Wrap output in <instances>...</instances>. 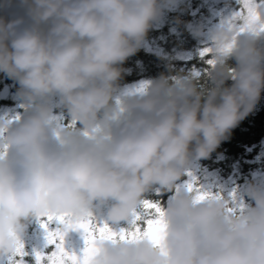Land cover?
<instances>
[{
    "label": "clouds",
    "instance_id": "1",
    "mask_svg": "<svg viewBox=\"0 0 264 264\" xmlns=\"http://www.w3.org/2000/svg\"><path fill=\"white\" fill-rule=\"evenodd\" d=\"M237 2L207 30L175 17L203 71L158 52L167 72L131 85L125 62L181 0L0 2V73L20 109L0 115V264H27L33 221L53 246L35 264H264V174L226 191L197 173L264 93V0ZM104 225L117 236L96 235Z\"/></svg>",
    "mask_w": 264,
    "mask_h": 264
},
{
    "label": "trees",
    "instance_id": "2",
    "mask_svg": "<svg viewBox=\"0 0 264 264\" xmlns=\"http://www.w3.org/2000/svg\"><path fill=\"white\" fill-rule=\"evenodd\" d=\"M212 6L213 3L205 0H181L178 7L168 11L163 22L149 31L146 46L125 62L124 67L129 71L125 74L123 82L131 85L166 73L167 60L161 59L158 52L170 59L176 69L188 72L195 68L203 71L207 65L198 55L199 49L203 46L201 40L194 37L184 24L177 25L175 17L179 16L185 23L200 24L201 20L208 17ZM8 12L10 16L12 13L21 14V10L15 8L9 9ZM5 87L16 92L17 85L0 73V91ZM5 103H10V101L1 98L0 105ZM263 144L264 93L255 111L232 130L230 138L223 141L216 152L199 162L198 170L200 173L203 171L219 172L224 177L250 176L252 172L264 171ZM170 195L171 193H150L149 198L166 203ZM121 226H124L123 222ZM26 261L27 264H35V260L29 255Z\"/></svg>",
    "mask_w": 264,
    "mask_h": 264
},
{
    "label": "rangeland",
    "instance_id": "3",
    "mask_svg": "<svg viewBox=\"0 0 264 264\" xmlns=\"http://www.w3.org/2000/svg\"><path fill=\"white\" fill-rule=\"evenodd\" d=\"M206 2L213 3V6L209 9V15L204 20H201V23L204 26V29L212 27L214 24L218 23L219 20L227 15L230 11L235 10L239 5L237 0H205ZM218 4V5H217ZM6 91V95H2V92ZM5 98V100H9L10 103H5L0 105V115H3L5 112H13L19 111V106L17 103L16 92H12L10 88L5 87L0 91V99ZM262 154L264 155V144ZM198 177L200 179H207L208 181H214L216 185L224 186L225 190H231L232 188H236L239 186H243L248 180H251L254 174H264V171H255L252 172L250 176L248 175H237L224 177L221 173L215 172L211 173L209 171L199 172L197 170ZM49 227H55V224H50ZM26 247L25 250L29 253V257L34 259L33 250H41L48 252L51 251L53 246L49 245L45 247V231L40 226L39 221H33L32 224L29 225L27 230ZM69 245L79 249L82 246V239L80 238L78 233H70L68 238ZM26 257V256H25ZM24 257V258H25ZM28 257V255H27Z\"/></svg>",
    "mask_w": 264,
    "mask_h": 264
},
{
    "label": "snow or ice",
    "instance_id": "4",
    "mask_svg": "<svg viewBox=\"0 0 264 264\" xmlns=\"http://www.w3.org/2000/svg\"><path fill=\"white\" fill-rule=\"evenodd\" d=\"M244 2H245V5H247L248 0H244ZM189 187L191 188V185H189ZM144 203H145V207L147 209H154L156 212H160V208H159L158 204H156L154 202H149V201H145ZM57 219L62 220V217H58ZM136 219L139 220L140 217L137 216ZM49 220H51V217H49ZM145 225H146V233L145 234L149 235V236H154L157 228L160 225V221H159V219H146ZM78 226L83 228L85 231H88V232L92 231V229L89 227V225L87 223L80 224ZM41 227L47 229V224L41 222ZM141 230H142L141 225L136 224L135 234H138L139 232H141ZM132 234H134V233H127L126 234L124 230H121L120 237L121 238H127V235H132ZM58 235H59V233H57V232H52V231L47 232V237H46L47 242L49 244L54 243L55 237ZM96 235H99L100 237L115 238L117 236V233L112 232L111 229L107 225H104L102 227L96 228ZM95 238H96V236L93 235L91 237H87L86 239H95ZM84 251H85V253H87L88 249L86 248ZM58 252L63 254V255H66L63 253V250L59 248V246H58ZM56 254L57 253H54L53 256H55ZM35 255H36L37 264H40V259H41L42 254L40 252H36ZM85 264H86V262H85Z\"/></svg>",
    "mask_w": 264,
    "mask_h": 264
},
{
    "label": "water",
    "instance_id": "5",
    "mask_svg": "<svg viewBox=\"0 0 264 264\" xmlns=\"http://www.w3.org/2000/svg\"><path fill=\"white\" fill-rule=\"evenodd\" d=\"M6 93H7L6 91H3V92H2V95H6Z\"/></svg>",
    "mask_w": 264,
    "mask_h": 264
},
{
    "label": "flooded vegetation",
    "instance_id": "6",
    "mask_svg": "<svg viewBox=\"0 0 264 264\" xmlns=\"http://www.w3.org/2000/svg\"><path fill=\"white\" fill-rule=\"evenodd\" d=\"M24 259H25V261H26V259H27V256H26Z\"/></svg>",
    "mask_w": 264,
    "mask_h": 264
}]
</instances>
